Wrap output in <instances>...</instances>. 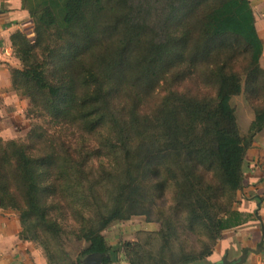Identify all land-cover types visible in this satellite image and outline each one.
Instances as JSON below:
<instances>
[{
	"label": "trees",
	"instance_id": "obj_1",
	"mask_svg": "<svg viewBox=\"0 0 264 264\" xmlns=\"http://www.w3.org/2000/svg\"><path fill=\"white\" fill-rule=\"evenodd\" d=\"M21 6L34 29L33 37L27 30L11 36L21 62L11 70V90L49 128L37 125L25 140L0 136V207L19 213L20 238L38 244L47 264H66L53 242L70 220L80 223L82 257L97 255L101 264L117 262L119 249L129 264H203L227 230L261 221L264 197L252 195L251 212L239 208L245 157L264 130V40L250 0H21ZM169 76H188L213 95L170 91L148 112ZM239 98L253 114L245 133ZM151 131L160 152L175 154L173 163L149 168L154 198L172 191V213L159 231H142L145 240L114 249L103 230L129 219L122 204ZM93 159L124 172L111 210L94 183L86 185ZM179 229L206 241L199 250L180 246L172 263Z\"/></svg>",
	"mask_w": 264,
	"mask_h": 264
},
{
	"label": "rangeland",
	"instance_id": "obj_2",
	"mask_svg": "<svg viewBox=\"0 0 264 264\" xmlns=\"http://www.w3.org/2000/svg\"><path fill=\"white\" fill-rule=\"evenodd\" d=\"M19 1L20 0H0V14L4 12L8 7V4H11L12 7L19 6V4H17ZM13 24L12 27L18 25L23 30L29 31L30 36L33 37L32 31L34 29V24L31 19L21 17ZM239 71L242 70L240 69ZM184 79L185 80L183 81H179L175 80L174 77L170 78L169 76L163 80L161 82L162 87L158 88L154 97L151 99V102L147 104V111L149 112L156 109L162 98L170 91L178 93L188 92L197 96L213 95V92L206 91L202 85L192 81L190 77L187 76L184 77ZM18 96L21 100L20 107H22L20 114L10 120L8 119L4 123L0 121V132H7L4 136H0L5 139L15 138L25 140L29 131L37 125L42 126L45 129L49 128L45 120H40L32 115H28L29 100L23 95L18 94ZM100 139L102 140L103 136H101ZM143 140L144 143L140 147L143 149V152L140 155L143 160V162H141L142 168L134 186H132L125 195V203L122 204L123 210L125 205V214L128 215L129 219L115 221L108 228L103 230V234L108 244L113 246L114 249L119 248L124 242H135L139 237H142L145 240V237L147 236L141 232L159 231L163 227V222H165L172 213V203L170 202L172 191L168 192L166 198L156 200L150 189L151 177L149 175V168L154 165L162 168L169 163H173L175 161L173 155L175 154H166L159 151L158 137L156 135L153 137V131L148 133V136ZM96 143V141H93V148L97 146ZM88 172L89 183L86 185L91 186L93 189L94 183L96 196L99 202L105 204V211L111 210L115 205V202L112 200L115 195L114 186L118 180H122L124 172L119 170L118 173H115L111 170L109 163L101 164V161L97 159H93L88 164ZM14 212H16L19 217V213L17 211ZM79 227V222L70 220L69 225H66V232L63 234L62 238L53 242L54 249L60 252L61 258L66 260V264H83L84 262L81 253L85 248L86 243L82 240H78L76 237V231H78ZM178 231L180 235L179 237L177 236L173 244L174 251L172 260H174V262L172 263H176V257L180 246L183 245L188 251L199 250L206 241L204 239L200 240V237L196 234L185 236L180 229ZM155 237L156 238L151 239L152 245L149 246L153 250L159 248L158 236L155 235ZM117 255L119 260L113 264H129L127 255L123 250L119 249ZM211 261H216L217 264H225L224 258L221 259V256H216L214 260H208V262L205 261L203 264H211Z\"/></svg>",
	"mask_w": 264,
	"mask_h": 264
},
{
	"label": "crops",
	"instance_id": "obj_3",
	"mask_svg": "<svg viewBox=\"0 0 264 264\" xmlns=\"http://www.w3.org/2000/svg\"><path fill=\"white\" fill-rule=\"evenodd\" d=\"M256 20V27L264 40V0H250ZM19 6L8 7L0 14V121L20 114L21 100L16 92L11 90V70L20 68L21 62L14 54L11 36L16 31H25L18 25L12 27L17 19L29 18L22 9L21 0ZM14 8V9H13ZM14 21V22H13ZM264 68V50L260 60ZM238 111L240 113L239 126L245 133L251 122L253 114L248 105L239 98ZM6 131V130H5ZM7 132H0L4 136ZM9 138V137H8ZM245 194L241 198L239 208L245 212H251L257 206V201L252 195L264 197V130L254 139L245 157ZM242 193L239 192L241 197ZM261 221L252 218L247 224L235 229L227 230L225 236L219 241L215 255L236 263L248 250L247 258L242 264H264V200L259 206ZM21 223L18 215L13 210L0 207V264H47L43 251L33 242L23 241L19 234ZM219 258V257H218ZM211 264H217L212 262Z\"/></svg>",
	"mask_w": 264,
	"mask_h": 264
},
{
	"label": "water",
	"instance_id": "obj_4",
	"mask_svg": "<svg viewBox=\"0 0 264 264\" xmlns=\"http://www.w3.org/2000/svg\"><path fill=\"white\" fill-rule=\"evenodd\" d=\"M246 258H247V252L244 251L242 257L236 263H231L226 258H224V262H225V264H242ZM83 264H101L100 257L97 255H91V256L84 259Z\"/></svg>",
	"mask_w": 264,
	"mask_h": 264
}]
</instances>
